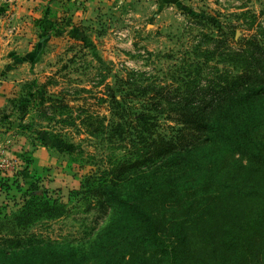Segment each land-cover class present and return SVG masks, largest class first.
<instances>
[{"label":"rangeland","instance_id":"rangeland-1","mask_svg":"<svg viewBox=\"0 0 264 264\" xmlns=\"http://www.w3.org/2000/svg\"><path fill=\"white\" fill-rule=\"evenodd\" d=\"M63 4V15L34 32L36 45L27 56L19 57V45L6 44L8 36L0 32V216L25 199L15 187L4 193L5 181L17 179L27 189L40 178L36 194L48 189L68 213L24 234L87 247L108 216L97 208L86 210L87 193L74 200L70 193L86 192V179L145 156L134 153L132 126L139 111L149 107L151 94L138 97L137 89H174L180 85L175 77L197 63L211 78L238 75L242 59L234 52L247 41L264 39V0ZM9 9L2 12L9 15ZM196 70H191L193 77ZM9 74L18 78L7 79ZM174 106L165 104L159 114L147 111L158 116L157 131L168 138L183 128L170 117Z\"/></svg>","mask_w":264,"mask_h":264},{"label":"trees","instance_id":"trees-1","mask_svg":"<svg viewBox=\"0 0 264 264\" xmlns=\"http://www.w3.org/2000/svg\"><path fill=\"white\" fill-rule=\"evenodd\" d=\"M246 43L234 52L242 69L232 78L203 75L197 63L174 89H137L151 94L132 126L134 153L145 156L70 193H87L86 210L108 216L87 247L24 234L67 205L46 188L37 195L40 178L27 189L5 181L4 193L15 187L25 199L0 216V264H264V39ZM172 102L170 117L183 128L168 138L147 111L163 113Z\"/></svg>","mask_w":264,"mask_h":264},{"label":"crops","instance_id":"crops-1","mask_svg":"<svg viewBox=\"0 0 264 264\" xmlns=\"http://www.w3.org/2000/svg\"><path fill=\"white\" fill-rule=\"evenodd\" d=\"M67 1L68 0H0V32H5L8 36L6 41L4 40L6 44L11 42L15 47L19 45L18 48L20 50L24 49L26 51L20 53L19 50V57L29 55L36 45L34 42V32H37L40 26H46L49 22H52V17H60L63 15L64 13H62L61 7L64 5L63 3ZM6 7H10L7 11L9 15L2 12ZM28 62H24V64H28ZM6 78L15 79L18 78V76L9 74Z\"/></svg>","mask_w":264,"mask_h":264}]
</instances>
